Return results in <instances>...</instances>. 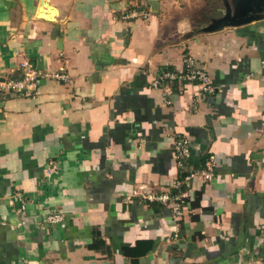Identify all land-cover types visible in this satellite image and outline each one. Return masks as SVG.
<instances>
[{
	"label": "crops",
	"instance_id": "0c3cea01",
	"mask_svg": "<svg viewBox=\"0 0 264 264\" xmlns=\"http://www.w3.org/2000/svg\"><path fill=\"white\" fill-rule=\"evenodd\" d=\"M225 12L197 27L171 0H0V76L68 73L0 97V264H264V3ZM187 55L215 92L153 86Z\"/></svg>",
	"mask_w": 264,
	"mask_h": 264
},
{
	"label": "built area",
	"instance_id": "2783aa9c",
	"mask_svg": "<svg viewBox=\"0 0 264 264\" xmlns=\"http://www.w3.org/2000/svg\"><path fill=\"white\" fill-rule=\"evenodd\" d=\"M23 74L17 78H6L0 76V97L4 93L15 92L20 95L34 96L37 89V81L40 77L52 76L63 81L68 80V73L64 71V68L60 69V72L47 73L41 71L29 63L22 65ZM181 82L184 85L198 84L204 92H215L216 88L211 85L210 77L208 73L198 64V61L191 55L185 57V66L180 71H168L161 73L158 78L154 79L153 86L155 88L169 89V86L174 82ZM168 85V87H167ZM190 141L185 137H179L176 142V160L179 166H184L185 159L190 152ZM197 175H203L206 179H212L214 176L213 165L211 162L207 163V167L202 169L201 172L191 171L187 179L196 177ZM179 183V182H178ZM177 183V184H178ZM180 196H172L169 193H164L158 198L164 202H169L174 210L176 216H180L182 213V206L176 202ZM48 223H62L64 217L62 213L58 211H50L47 215Z\"/></svg>",
	"mask_w": 264,
	"mask_h": 264
},
{
	"label": "rangeland",
	"instance_id": "374dc122",
	"mask_svg": "<svg viewBox=\"0 0 264 264\" xmlns=\"http://www.w3.org/2000/svg\"><path fill=\"white\" fill-rule=\"evenodd\" d=\"M171 3L181 7L195 26L202 27L215 23L226 13V8L230 11H244L261 6L264 0H171Z\"/></svg>",
	"mask_w": 264,
	"mask_h": 264
},
{
	"label": "water",
	"instance_id": "95a60500",
	"mask_svg": "<svg viewBox=\"0 0 264 264\" xmlns=\"http://www.w3.org/2000/svg\"><path fill=\"white\" fill-rule=\"evenodd\" d=\"M254 19H257V17L253 14H245V15H240L236 18H231L229 16H227L226 19H223L222 21H219L217 24H215L214 26H212L211 29H214V28H221L223 26H226V25H240V24H243V23H248V22H251L252 20Z\"/></svg>",
	"mask_w": 264,
	"mask_h": 264
},
{
	"label": "trees",
	"instance_id": "16d2710c",
	"mask_svg": "<svg viewBox=\"0 0 264 264\" xmlns=\"http://www.w3.org/2000/svg\"><path fill=\"white\" fill-rule=\"evenodd\" d=\"M209 158V155H206L203 159H202V164L205 163L206 159Z\"/></svg>",
	"mask_w": 264,
	"mask_h": 264
}]
</instances>
